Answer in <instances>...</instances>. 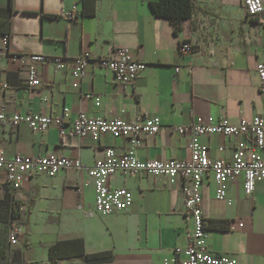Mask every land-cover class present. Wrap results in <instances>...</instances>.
<instances>
[{
  "label": "crops",
  "instance_id": "1",
  "mask_svg": "<svg viewBox=\"0 0 264 264\" xmlns=\"http://www.w3.org/2000/svg\"><path fill=\"white\" fill-rule=\"evenodd\" d=\"M155 1L97 0L95 14L83 17L81 0H0V9L10 5L12 10L9 50L0 57V105L8 114L50 116L68 107V122L78 113L123 120L157 116L163 127L142 137L136 151L141 160H189V137L172 127L188 125L195 117L232 124L255 116L264 121V95L256 74L257 63L264 61V32L256 20H246L241 0H191L192 14L177 31L168 19L151 12L149 3ZM66 11L73 13V20L63 17ZM181 41L192 44L191 53L179 52ZM118 48L145 63L132 85L115 82L109 71L89 63L79 87L72 86L70 71L82 52L106 56ZM28 53L49 59L38 65L41 84L34 88L25 84L28 61L21 64L13 57ZM54 58L61 59L60 69ZM202 142L210 159L227 162L234 147H255L250 133L233 138L216 134L202 137ZM126 146V139L108 134L60 137L54 125L35 131L25 123L15 128L0 124V152L6 157L54 154L79 159L82 165L53 176L35 174L15 191L0 171V227H8L14 208L13 224L20 232L18 242L8 247L10 264H50L49 248L73 239L82 240L85 254L110 251L111 264H177L173 250L188 244L192 228L180 179L170 183L162 176L116 172L107 184L126 187L132 194L130 207L106 215L94 209L87 169L105 148L120 156ZM259 153L264 160V143ZM214 190L207 175L201 207L210 251L237 264H264V179L256 182L251 195L243 191L242 175L227 182L230 204L217 200ZM215 222L227 227H216ZM57 264L86 262L77 256Z\"/></svg>",
  "mask_w": 264,
  "mask_h": 264
},
{
  "label": "built area",
  "instance_id": "2",
  "mask_svg": "<svg viewBox=\"0 0 264 264\" xmlns=\"http://www.w3.org/2000/svg\"><path fill=\"white\" fill-rule=\"evenodd\" d=\"M246 13V20H256L264 32V1L241 0ZM66 20H73V13L66 11L63 15ZM9 33L0 35V57L9 50ZM264 51V41L262 45ZM181 54L192 52V44L181 41L179 44ZM21 64L28 61L25 84L27 87H37L41 84L38 65L49 61L39 54H17L13 56ZM56 68L62 67L59 58L52 59ZM89 63L98 68H103L113 75L115 82L132 85L139 73L145 68V63L134 59L124 49H114L106 56H94L89 51H84L73 61L70 71L72 86L79 87L80 81L85 76ZM178 71V68H175ZM256 74L259 79V91L264 95V61L256 65ZM90 95L86 94L85 97ZM99 105L98 100L95 101ZM69 108L64 107L61 114L50 116L38 113H13L8 114L4 105H0V124H11L15 128L19 123L27 124L35 131H44L48 126L54 125L60 137L73 135L78 138L90 136L98 138L108 134L114 138H124L127 146L122 155H116L111 147L103 151V155L94 165L87 169L94 188V209L97 213L106 215L119 211H126L132 203V194L126 187L112 188L107 184V179L116 172L124 176L133 177L139 173L162 176L173 183L176 179L183 182L184 207L186 214L191 219L192 228L188 234V244L184 247L176 246L174 255L177 264H237L234 258L226 255L214 254L207 245L208 230L204 225L201 207V187L203 179L211 175L217 200H231L226 197L225 184L233 182L238 176L243 177V191L251 195L257 181L264 179V160L259 151L264 143V121L255 116L249 120L241 118L237 123H229L225 119H212L211 117H195L188 125L172 127L180 135H187L189 142V160L168 159L158 161L155 159L141 160L136 151L140 146L142 137L158 133L163 125L157 116L143 115L133 120L120 118L90 117L84 113L67 121ZM253 135L255 147L247 149L238 145L233 149L230 162L222 159H210L207 145L202 142V137L211 135H224L227 137ZM79 159H70L60 155L49 154L45 156H27L15 154L6 157L0 152V171L5 173V182L12 191L19 189L24 181L35 174L53 176L59 171L69 168L80 169ZM20 232L18 226L12 224L8 229L7 239L9 246L18 242Z\"/></svg>",
  "mask_w": 264,
  "mask_h": 264
},
{
  "label": "trees",
  "instance_id": "3",
  "mask_svg": "<svg viewBox=\"0 0 264 264\" xmlns=\"http://www.w3.org/2000/svg\"><path fill=\"white\" fill-rule=\"evenodd\" d=\"M97 0H81V15L83 17L93 16L96 12ZM151 12L156 17L168 19L177 31L178 24L189 18L192 14L193 6L191 0H157L150 2ZM12 10L10 5L5 9H0V35L9 33V17ZM8 227H0V264H10L8 259V229L15 220L14 208L12 209ZM214 226L226 228L225 222H215ZM84 256L86 264H111L112 253L110 251H102L93 254H85L83 242L80 239L58 241L54 243L48 252L50 264H57V261L64 258H72Z\"/></svg>",
  "mask_w": 264,
  "mask_h": 264
}]
</instances>
